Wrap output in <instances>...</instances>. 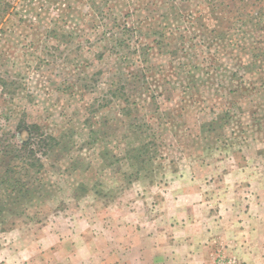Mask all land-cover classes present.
<instances>
[{
	"label": "rangeland",
	"instance_id": "obj_1",
	"mask_svg": "<svg viewBox=\"0 0 264 264\" xmlns=\"http://www.w3.org/2000/svg\"><path fill=\"white\" fill-rule=\"evenodd\" d=\"M68 229L264 264V0H0V264L84 263Z\"/></svg>",
	"mask_w": 264,
	"mask_h": 264
},
{
	"label": "crops",
	"instance_id": "obj_2",
	"mask_svg": "<svg viewBox=\"0 0 264 264\" xmlns=\"http://www.w3.org/2000/svg\"><path fill=\"white\" fill-rule=\"evenodd\" d=\"M55 236H53L54 238V242H57V244H61V248L64 249L63 245L65 246V243H68V242H71L70 243V246H72V248H77V250L80 252L81 256L84 258V263L82 264H91V260L90 258L92 257V251H90L88 249V243L85 242V236L82 235V234H79V233H76V232H71L69 229H68V233L65 238L64 235H60V234H57L56 233L54 234ZM59 253L62 254V257L64 258L65 262L67 264H71L69 263V259L71 257V260L72 259H75L73 258L75 255H76V252L75 251V255L72 253V254H66L67 252L64 251L65 253L61 252V251H58ZM125 255V256H123ZM133 255H136V259L133 258L132 256ZM142 255H143V252H142V249H138L136 250V252L134 251H124V252H115L113 253L110 258H112V260H110L111 262H109V260L107 259V257H103V259H100L98 260L99 264H137L138 261H141L140 259H142ZM192 257V255H190Z\"/></svg>",
	"mask_w": 264,
	"mask_h": 264
},
{
	"label": "trees",
	"instance_id": "obj_3",
	"mask_svg": "<svg viewBox=\"0 0 264 264\" xmlns=\"http://www.w3.org/2000/svg\"><path fill=\"white\" fill-rule=\"evenodd\" d=\"M33 141H34V138L30 136L29 141L25 142L21 145L22 151H20V152H22V154L24 155V158H23L24 160H27L26 157H29L31 154L30 150H28V147H31L33 145ZM24 162L26 163V161H24ZM26 164H29V163H26Z\"/></svg>",
	"mask_w": 264,
	"mask_h": 264
}]
</instances>
